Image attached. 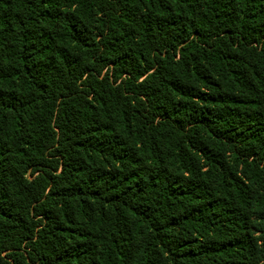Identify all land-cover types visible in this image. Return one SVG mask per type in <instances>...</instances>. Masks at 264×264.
<instances>
[{"label":"trees","instance_id":"1","mask_svg":"<svg viewBox=\"0 0 264 264\" xmlns=\"http://www.w3.org/2000/svg\"><path fill=\"white\" fill-rule=\"evenodd\" d=\"M0 264H264V0H0Z\"/></svg>","mask_w":264,"mask_h":264}]
</instances>
